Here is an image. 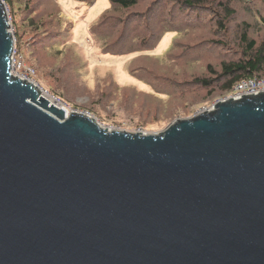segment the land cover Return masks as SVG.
<instances>
[{
    "label": "water",
    "instance_id": "obj_1",
    "mask_svg": "<svg viewBox=\"0 0 264 264\" xmlns=\"http://www.w3.org/2000/svg\"><path fill=\"white\" fill-rule=\"evenodd\" d=\"M0 0V264H264V91L108 130L13 75Z\"/></svg>",
    "mask_w": 264,
    "mask_h": 264
},
{
    "label": "rangeland",
    "instance_id": "obj_2",
    "mask_svg": "<svg viewBox=\"0 0 264 264\" xmlns=\"http://www.w3.org/2000/svg\"><path fill=\"white\" fill-rule=\"evenodd\" d=\"M222 4L236 10L229 19ZM5 6L31 80L67 112L129 133H159L229 98L218 85L209 92L193 79H211L223 62L241 58L245 28L249 39L264 42V0H207L202 7L137 0L126 9L109 0H8Z\"/></svg>",
    "mask_w": 264,
    "mask_h": 264
},
{
    "label": "trees",
    "instance_id": "obj_3",
    "mask_svg": "<svg viewBox=\"0 0 264 264\" xmlns=\"http://www.w3.org/2000/svg\"><path fill=\"white\" fill-rule=\"evenodd\" d=\"M8 0H4V2ZM83 1V0H82ZM112 5H117L120 8L126 9L133 7L137 4V0H109ZM185 7H202L207 0H178ZM256 8V7H255ZM212 10V9H211ZM222 17L224 20L229 19L233 14H235V9L229 4H222ZM253 10V9H252ZM213 16H217V11L214 10ZM260 19L264 23V16L260 14ZM218 20V19H217ZM30 22H32L30 20ZM220 28L224 29V22L218 21ZM244 25L248 29L250 25L244 22ZM19 35L15 36V51L19 53ZM158 38V37H157ZM240 41L244 46L242 57L238 58L237 61L223 62L221 65V71L219 73H214L215 76L211 79L204 77H195L193 82L199 84V86L208 89L211 92L212 87L215 84L218 85L220 89L231 92L234 85L244 79L250 77L264 78V42L257 44L254 39L248 38V30L245 28L242 30L240 35ZM118 46L119 42L117 43ZM146 49V48H145Z\"/></svg>",
    "mask_w": 264,
    "mask_h": 264
},
{
    "label": "built area",
    "instance_id": "obj_4",
    "mask_svg": "<svg viewBox=\"0 0 264 264\" xmlns=\"http://www.w3.org/2000/svg\"><path fill=\"white\" fill-rule=\"evenodd\" d=\"M17 54L18 53H16L15 51V42H14V51H13V56H12L10 72L13 75H16L17 77L21 79H26L28 81L33 82L30 77L33 71L30 68L26 67V65L24 64L22 60V57L17 56ZM33 83H36V82H33ZM261 91H264V79L263 78H248V79L241 80L234 85L231 91L230 97L234 99H238L242 95H247L251 93L257 94Z\"/></svg>",
    "mask_w": 264,
    "mask_h": 264
},
{
    "label": "bare ground",
    "instance_id": "obj_5",
    "mask_svg": "<svg viewBox=\"0 0 264 264\" xmlns=\"http://www.w3.org/2000/svg\"><path fill=\"white\" fill-rule=\"evenodd\" d=\"M43 94H44L45 96H47V97H49V98H50V96H49L48 94H46V93H44V92H43Z\"/></svg>",
    "mask_w": 264,
    "mask_h": 264
}]
</instances>
